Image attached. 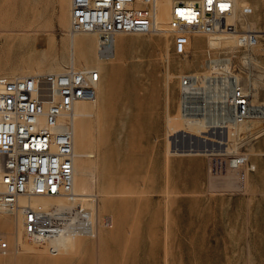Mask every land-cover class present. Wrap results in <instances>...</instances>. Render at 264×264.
Masks as SVG:
<instances>
[{"label":"built area","instance_id":"obj_1","mask_svg":"<svg viewBox=\"0 0 264 264\" xmlns=\"http://www.w3.org/2000/svg\"><path fill=\"white\" fill-rule=\"evenodd\" d=\"M158 1L69 0L66 32L95 33L97 50L105 49L119 33H156ZM234 10L235 0H171L164 30L171 34L174 53L182 56L191 51L197 34L236 38V53H207L201 69L178 74L177 112L181 134L204 144L211 188L242 193L248 172L255 169L248 151L254 133L244 124L264 120V102L254 99L250 79L254 66H247L245 57L236 62L243 50L259 42L258 31L239 25L241 16L251 14L253 7L245 3L239 18L230 21ZM100 75L92 65L73 64L59 71L0 75V214L13 218L20 212L27 238L95 237L100 226H112L110 215H92L73 185L74 106L94 97ZM191 127L197 131L191 132ZM213 145L223 149H209ZM35 195L64 197L71 205L46 207L29 201ZM17 251L0 231V264ZM49 253L58 254V248L51 247Z\"/></svg>","mask_w":264,"mask_h":264},{"label":"rangeland","instance_id":"obj_2","mask_svg":"<svg viewBox=\"0 0 264 264\" xmlns=\"http://www.w3.org/2000/svg\"><path fill=\"white\" fill-rule=\"evenodd\" d=\"M245 3L253 7V12L241 16L239 25L258 31L259 42L250 50H243L236 62L240 63L245 57V64L254 66L251 83L257 87L259 98H264V0H237L238 14ZM68 4L69 0H0V75L59 71L71 63L68 56L70 38L66 32ZM76 35L75 66L95 65L94 37L81 33ZM235 41L233 35H195L191 51L180 56L172 50V38L168 32L119 33L115 36L112 58L100 60L96 107L87 108L85 114L80 113L82 116L75 124V151L84 154L87 191L97 198L96 213L99 217L110 214L109 198L113 197L114 191L123 194L116 196L115 209L127 218L126 213H130L132 205L130 200L123 201V198L139 197L138 188L141 186L161 187L163 180L157 176L164 171H175L177 165L173 162L179 158L191 168V155L168 151V140L173 134L167 132V119L179 117L178 74L201 69L207 53H236ZM167 88L169 103L165 98ZM180 121L179 127H182ZM244 127L253 131L255 139L264 136V121L254 120ZM13 225L14 217L0 214V231L7 235L9 242L15 241ZM107 230L109 228L99 227L95 237H83L91 240L100 250L115 251L117 256L124 250L139 249L138 242L108 244L101 237ZM79 239L76 238L75 248L67 252L76 250ZM147 245L162 250V244ZM40 250L38 253L51 255ZM11 254L19 256L27 253L17 251ZM122 260L110 258L107 263L119 264ZM150 261L155 260L148 259L149 264Z\"/></svg>","mask_w":264,"mask_h":264},{"label":"crops","instance_id":"obj_3","mask_svg":"<svg viewBox=\"0 0 264 264\" xmlns=\"http://www.w3.org/2000/svg\"><path fill=\"white\" fill-rule=\"evenodd\" d=\"M248 149L255 169L248 172L242 193L213 190L206 156L193 154L191 168L179 158L173 162L175 171L157 176L163 180L161 187L141 186L139 197L123 198L132 205L130 213L125 212L127 218L115 209L116 196L123 194L114 191L108 214L112 226L103 227L109 230L102 233V240L138 242V250H124L117 256L82 237L73 252L10 254L5 262L108 264V259L120 258L119 264H149L148 259L155 260L150 264H264V136L253 138ZM149 243L162 244V250L149 248Z\"/></svg>","mask_w":264,"mask_h":264},{"label":"bare ground","instance_id":"obj_4","mask_svg":"<svg viewBox=\"0 0 264 264\" xmlns=\"http://www.w3.org/2000/svg\"><path fill=\"white\" fill-rule=\"evenodd\" d=\"M236 2L235 0V10L234 13L230 16L229 20L233 21L236 18H239V14L236 12ZM240 2V0H239ZM243 2V1H242ZM69 5V4H68ZM240 5V4H239ZM170 6H171V0H160L157 2V8L154 14V24L159 29L156 33L159 32H168L165 29L167 21L170 16ZM243 6V5H242ZM241 6V8H242ZM240 7V6H239ZM238 10V9H237ZM69 11V10H68ZM69 24V23H68ZM20 30L21 28H16L15 30ZM169 33V32H168ZM135 34H142V33H135ZM155 34V33H153ZM81 35H87V36H93L94 37V51H95V68L100 70V60L101 59H107L112 58L115 47H114V40L111 44H109L105 49L97 50V47L95 46V42L97 41V35L93 32H84L81 33ZM197 35H203V34H197ZM76 34H70L69 35V45H68V56H69V64H74V60L76 57V48L74 43V38L76 37ZM179 55V54H178ZM250 55V52H249ZM182 56V55H180ZM248 58V57H247ZM251 58V57H249ZM248 58V59H249ZM249 61V60H248ZM252 64V63H251ZM248 66V65H247ZM101 71V70H100ZM246 72V71H245ZM168 78V77H167ZM166 78V79H167ZM169 79V78H168ZM99 83L95 86V95L93 98L89 100H80L75 103L74 110L76 113L75 121H74V134H73V146L75 151V144H74V136H75V124L79 117H81V114H85L87 108L96 107V99H97V93L99 91ZM253 85V83H252ZM168 87V86H167ZM253 95L254 99L259 98V91L255 84L253 85ZM166 89V88H165ZM165 98L166 103H169V90L167 88V91L165 92ZM92 102V103H91ZM91 103V104H88ZM168 117V116H167ZM258 121H264V120H258ZM179 117H171L167 119V132H171L173 136H171L168 140V151L171 154H180V155H205L204 153V144L201 142L198 138L193 137L189 134H181V128L179 127L180 124ZM252 122V120L248 121L244 124L247 125L248 123ZM248 127V126H247ZM195 127H191V132H196ZM264 132V130H262ZM261 132V133H262ZM211 138H218L223 139V137L219 138V136H214L212 134L209 135ZM214 147H209V149H223L221 146L213 145ZM83 156L84 154H81L79 152L75 151V157H74V178H73V185L74 189L81 194L83 204L90 208L92 215L96 216V199L95 194H91L87 191V182L84 178V168H83ZM2 188V184L0 182V189ZM103 195V194H102ZM21 201H26L25 198H21ZM32 203H40L44 206H51L52 204H60L63 206L71 205L69 200L64 197H54V196H42V195H35L32 196L29 199ZM92 216V217H93ZM22 215L20 212H18L14 216V225H13V231L15 236V241L11 242L12 245H17V250L21 253H38V251H45L49 252L51 247L58 248V252H67L68 250H73L76 245V238H82L83 236H71V235H62L58 236L56 238L52 239H37V238H27L23 235L22 232ZM12 231V232H13ZM9 240V239H8ZM16 242V243H14ZM7 258V257H6ZM5 258V260H6Z\"/></svg>","mask_w":264,"mask_h":264}]
</instances>
